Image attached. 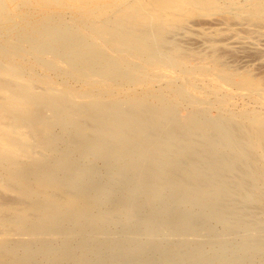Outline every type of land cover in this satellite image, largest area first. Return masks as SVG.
Listing matches in <instances>:
<instances>
[{"label": "bare ground", "instance_id": "obj_1", "mask_svg": "<svg viewBox=\"0 0 264 264\" xmlns=\"http://www.w3.org/2000/svg\"><path fill=\"white\" fill-rule=\"evenodd\" d=\"M44 22L0 29V264H264V115L241 112L246 123L237 125L195 110L181 119L173 100L193 104L191 83L149 88L151 70L134 62L151 68L156 50L105 23L92 24L88 39ZM11 40L39 56L47 74L89 85L26 79L7 51ZM242 204H256L263 218L245 216ZM143 234L153 238L144 244Z\"/></svg>", "mask_w": 264, "mask_h": 264}, {"label": "rangeland", "instance_id": "obj_2", "mask_svg": "<svg viewBox=\"0 0 264 264\" xmlns=\"http://www.w3.org/2000/svg\"><path fill=\"white\" fill-rule=\"evenodd\" d=\"M38 1L31 0L30 4V0H0V29L20 27L21 22L25 21H28V26L30 24L33 26L37 21H45L46 24H58L60 30L63 29L64 32L67 27L69 29V26H72L73 30H80L82 35L85 34L84 37L91 39L89 32L91 25L105 23L112 30L134 36L146 46L156 50L157 63L151 68H147L143 62L134 61L146 73L147 69L151 70L148 72L151 76L149 88L167 92V86L170 84L191 83V87L186 88V93L188 92L189 97L192 96L190 98L193 104L173 100L179 118H186L190 111L195 110L202 111L212 119L221 116L230 117L237 125L241 122L246 123L239 119L241 112L264 115V0H67V2L64 0L58 5L51 4L44 8L36 3ZM65 7L66 10H63ZM5 34L0 31V42ZM9 42L12 46L7 51L10 50L12 57L27 68L26 79H51L57 84L53 85L57 89H62L67 84L73 89L82 91L89 85V79H77L75 76L70 77L71 75L69 78L68 75L59 73L47 74L44 62H41L39 56L27 45L21 44V48H17V44L19 45L17 41ZM59 66L65 68L64 64ZM242 79L257 82V89L253 91L235 89L232 83ZM34 84L36 89L44 88V85L38 82ZM105 100L109 99L105 98ZM75 101L80 103L89 100L76 98ZM85 162H93V158L90 157ZM96 165L101 168L100 172H104L101 164ZM102 180L108 181L106 176H103ZM180 205L183 206V203ZM240 208L245 216L251 212H258L256 217L258 221L263 218L259 213L261 209L257 208L256 204L251 205L250 208L242 204ZM157 219L150 217L147 221L153 225L157 223ZM211 228L216 230L215 232H222L225 227L221 223H211ZM118 229L119 227H113L111 231L116 232ZM152 238V234H143L139 240L146 244ZM226 240L227 243H231L234 238L226 236ZM61 241L62 239L56 241L55 246L60 245ZM168 242L170 240L165 241ZM203 250L205 253H211L212 248L204 247Z\"/></svg>", "mask_w": 264, "mask_h": 264}]
</instances>
